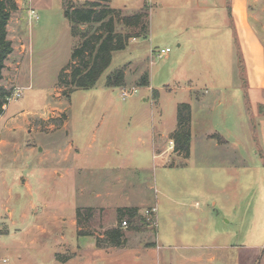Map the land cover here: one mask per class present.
<instances>
[{"label":"rangeland","instance_id":"1","mask_svg":"<svg viewBox=\"0 0 264 264\" xmlns=\"http://www.w3.org/2000/svg\"><path fill=\"white\" fill-rule=\"evenodd\" d=\"M69 1L80 6L86 0ZM203 1L181 3L180 9L149 6L154 41L148 34L138 44L129 42L113 53L95 86L70 93L60 74L77 40L64 0L33 7L32 0H17L7 26L14 51L1 80L10 97L0 116V264L258 263L254 246L264 243V90L242 89L247 64L235 16L234 34L227 7ZM110 5L130 15L141 0ZM252 7L259 16L251 19V32L264 39V0ZM32 8L39 17L30 22ZM166 46L171 51L159 57ZM124 65L126 85L108 87V76ZM135 66L144 70L140 78ZM145 75L151 85L142 87ZM134 88L137 93L123 97V89ZM182 102L192 103L194 113L187 158L173 139ZM157 142L162 151L153 148ZM71 143L75 148L66 156ZM238 146L244 154H237ZM67 169L65 178L55 172ZM118 176L125 183L115 185ZM96 193L129 197L109 200L111 207L93 209L91 216L82 210L81 234L97 238H78L76 207L100 204ZM121 204L142 205L143 212L121 218ZM114 228L123 231L121 245L108 243Z\"/></svg>","mask_w":264,"mask_h":264},{"label":"trees","instance_id":"2","mask_svg":"<svg viewBox=\"0 0 264 264\" xmlns=\"http://www.w3.org/2000/svg\"><path fill=\"white\" fill-rule=\"evenodd\" d=\"M112 0H86L80 6L64 0L65 16L71 24V32L76 38L71 60L60 74L62 86L70 87L68 92L90 88L96 85L101 75L112 62L113 53L124 50L133 37L147 36L149 33V4H145L135 14H124L122 9L113 8ZM17 8V0H0V116L5 111L10 93L1 85L6 60L14 51L12 41L8 39V29L12 10ZM118 22L125 27H136L134 33L120 29ZM126 66L112 72L106 81L108 87L126 85ZM70 69L69 72L67 70ZM148 75L139 81L140 86L148 85ZM192 106L188 102L179 105L178 125L173 133L176 150L189 157L192 140ZM82 210L91 216V208H78V223ZM120 217L134 219L139 216L138 207L120 208ZM128 221V220H127ZM129 222V221H128ZM81 234V231L79 232ZM108 243L122 244L123 231L118 228L107 232ZM99 245V244H98Z\"/></svg>","mask_w":264,"mask_h":264},{"label":"crops","instance_id":"3","mask_svg":"<svg viewBox=\"0 0 264 264\" xmlns=\"http://www.w3.org/2000/svg\"><path fill=\"white\" fill-rule=\"evenodd\" d=\"M146 1H148L150 3V7H152L153 5H156V6L158 5L159 7L171 8V9H173V8L174 9H180L181 3H189L190 2L191 4L192 3L193 4H202V2H204L203 0H146ZM214 1H215L214 5L217 9H225L227 7L228 16H229L228 21H230V19H231V22L228 23L229 27L232 26L234 28V23H236V22H237L238 27H240V28L242 27L243 33L241 34L242 44L240 45L241 46L240 50L242 49L241 53L243 56L242 57L243 64H245V63L247 64L246 70H245L247 77L245 79L244 72H243V82H242L243 87H242V89L244 91L246 88L264 90V39H261L260 37H258L257 34L254 33V31H253V34L251 32V19L255 18L254 15L259 16V13L254 12L252 4H256L261 0H214ZM41 2H43V0H32V2L30 3V7H33L35 5L40 6V5H42ZM145 4H146L145 0H141V6L138 8V10L140 8H142ZM234 16H235L236 22L233 23L232 17H234ZM29 18H30V22H32L33 19H31V17H29ZM151 22H152V20H151ZM151 22L149 21V33L148 34L151 38V41L153 42L156 37L154 35L155 31L153 28V24ZM233 33L235 34V28L233 30ZM142 37H144V36H142ZM142 37L132 38L130 43L133 42L134 44L135 43L138 44L140 42V38H142ZM239 41H240V39H239ZM179 46L182 47L183 43H179ZM166 47H170V46H166ZM151 54H153V53H151ZM128 63H129L130 67L135 65L134 60H131ZM134 70L136 71L137 74H139V76H138L139 78L141 77V74L144 73V70L138 69V67H136V66H135ZM242 71H243V69L241 68V74H242ZM126 73H127V71H126ZM138 77H136V78H138ZM150 77L148 76V81H149L148 83L149 84H150ZM148 85H145V86L147 87ZM145 86H142V87H145ZM237 88L238 89L240 88L239 83L237 85ZM188 89L190 90V92L192 94V91L194 89H192L191 85L188 87ZM144 99L146 102V100L148 98L145 97ZM203 101L204 100L198 101V102H203ZM190 104L192 106V121H193V117H194L193 104L192 103H190ZM220 134L227 141L230 142V140L228 138H232V137H229V135H225L223 133H220ZM138 140L142 144H144V142L142 141V138H139ZM71 144L72 145L69 148H67V150L64 152V153H66V156H69L73 153V149L75 147H74L73 143H71ZM152 146L154 149L162 151V149L159 148L158 142L156 145H152ZM217 146H218V148H220L219 144H217ZM232 146H233V144H232ZM234 149L237 151L238 155L245 153V150L243 147L238 146V150L236 148H234ZM161 153L164 154V151ZM243 158H241V160L243 163H245V159H243ZM227 163H229V162H226V165H227ZM55 172L57 174H59V176L61 178H65L64 176L67 175L68 169L66 171H63V172H60L59 170H56ZM115 180L117 182V184H115V185H120L122 183H125L124 182L125 180H123V177H120V176L115 178ZM72 184H73V182H72ZM108 184L109 183L105 184V186H107ZM25 185L31 187V182H30L28 177H26V179H25ZM95 196L100 200L102 199L100 204H98V205L97 204L90 205L88 203L83 204V207L77 206L76 207L77 210H78V208H91L92 210L93 209L94 210H101V209H104V207L109 206V205H106V202L109 200H111L110 203H114V202H119L120 200L125 199L126 196L129 197L128 194H122V195L118 196L119 199L114 200L115 196L112 197L113 195L109 194V193H107L106 195H104L103 193H96ZM110 198H112V199H110ZM127 199H129V198H127ZM141 206L142 205H138V204H131V205L121 204L119 206H116V208L120 209V208H126V207H138L139 208V214H141L140 212H143V210L141 209ZM197 206H199L198 202H197ZM109 207H111V205ZM157 207H158V205H157ZM158 214H159V208H157V215ZM74 221L76 222V225H77L78 238H83V237H85V238L86 237H94L95 239L97 238L89 232H84L83 234H79V232L82 230V227H79L77 214H76V219ZM158 222H159V218H158ZM157 228H158V226H157ZM95 242H96V245L98 246L97 241H95ZM93 244H94V242H93ZM233 245H235V244H233ZM71 247L75 248L74 246H71ZM254 249L257 250V253H258L255 262H258L257 264H261V263L264 264V243L262 244L261 248L254 246ZM77 256H79V255H77Z\"/></svg>","mask_w":264,"mask_h":264},{"label":"built area","instance_id":"4","mask_svg":"<svg viewBox=\"0 0 264 264\" xmlns=\"http://www.w3.org/2000/svg\"><path fill=\"white\" fill-rule=\"evenodd\" d=\"M30 13H31L30 14V17L31 18L38 19L39 16H38V14H37V12H36L35 9L32 8V10H30ZM170 51H171V48L170 47L162 48L161 51L159 52L158 56L159 57H162V56H164L166 53H168ZM16 92H17L16 95H18V96H20L22 94V90H17ZM137 92H138V89L137 88H134L133 90L123 89L122 90V95H123V97H129L131 95H134ZM153 210H157V208L156 209L154 208ZM122 223H123V226H127L128 225L127 219L123 220Z\"/></svg>","mask_w":264,"mask_h":264}]
</instances>
